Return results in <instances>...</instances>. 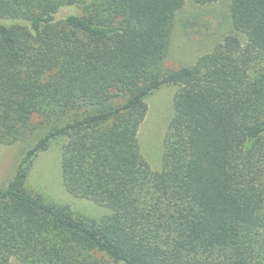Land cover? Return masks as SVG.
<instances>
[{
	"label": "trees",
	"instance_id": "1",
	"mask_svg": "<svg viewBox=\"0 0 264 264\" xmlns=\"http://www.w3.org/2000/svg\"><path fill=\"white\" fill-rule=\"evenodd\" d=\"M186 1L0 0V144L39 134L0 187V264H264V0H230V31L163 70ZM162 84L152 170L137 131ZM57 137L63 186L98 219L24 187Z\"/></svg>",
	"mask_w": 264,
	"mask_h": 264
},
{
	"label": "rangeland",
	"instance_id": "2",
	"mask_svg": "<svg viewBox=\"0 0 264 264\" xmlns=\"http://www.w3.org/2000/svg\"><path fill=\"white\" fill-rule=\"evenodd\" d=\"M230 0H217L197 4L187 0L177 11L167 54L161 69H178L194 63L196 58L209 50L230 29ZM243 40V39H242ZM177 86L162 84L146 98V114L137 131L139 150L152 170H159L162 163L163 140L172 116V99ZM34 134L28 141L0 144V187L13 176L23 152L38 138ZM64 138L50 140L46 149L34 157L24 182V187L38 193L48 202L67 207L74 215L98 219L108 209L91 200L74 197L63 186L60 171V151ZM12 264H18L12 260Z\"/></svg>",
	"mask_w": 264,
	"mask_h": 264
}]
</instances>
